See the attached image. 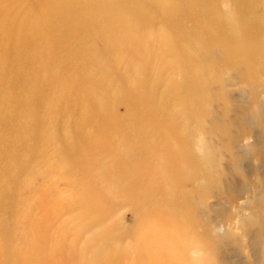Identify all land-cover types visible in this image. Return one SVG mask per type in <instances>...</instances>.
I'll use <instances>...</instances> for the list:
<instances>
[{
	"label": "rangeland",
	"instance_id": "1",
	"mask_svg": "<svg viewBox=\"0 0 264 264\" xmlns=\"http://www.w3.org/2000/svg\"><path fill=\"white\" fill-rule=\"evenodd\" d=\"M65 1L0 0V264H264V0Z\"/></svg>",
	"mask_w": 264,
	"mask_h": 264
},
{
	"label": "bare ground",
	"instance_id": "2",
	"mask_svg": "<svg viewBox=\"0 0 264 264\" xmlns=\"http://www.w3.org/2000/svg\"><path fill=\"white\" fill-rule=\"evenodd\" d=\"M73 0H66L65 2H68V3H71ZM168 0H159L158 4H159V7L164 9L166 12H169V9L172 7L170 6V4L167 2ZM185 1V0H184ZM202 0H187V2H195V3H200ZM63 2V1H62ZM90 0H86V4L87 6H91L89 4ZM246 0H240V3H245ZM96 5H98L101 9H100V14L97 15L98 13L97 12H92V14L97 18V19H101V21H105L107 22L109 25H112L113 24V21L115 22L116 19H119L120 22H126V17L124 16H121V14H119L116 19L109 16L108 15V11H112V10H116L117 11V4L116 2H114L113 4L110 3V5H108V3H105V2H99L97 3ZM164 5H166V7H163ZM167 8V10H166ZM64 9L62 7V4H59V3H56L54 4L53 6L51 7H44L42 9V17L40 18V25H49V24H58V23H61L63 21H65L66 17L65 15H60L63 13V10ZM173 10V9H172ZM246 13V12H245ZM61 16V17H60ZM63 16V17H62ZM94 16L92 17V19H95ZM60 17V18H59ZM217 17H213V20H212V24L216 21L217 22ZM215 22V23H216ZM243 24V22H242ZM214 25V24H213ZM211 27V26H210ZM190 36H192L190 34ZM167 230L166 228H161L162 231ZM149 231H157L160 233V228L158 227L157 229L154 227V226H151V229ZM167 232H169V230H167ZM153 236V235H152ZM169 236V240L168 241H172V238L173 236H175V232L173 231L172 233L168 234Z\"/></svg>",
	"mask_w": 264,
	"mask_h": 264
}]
</instances>
